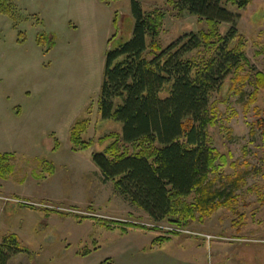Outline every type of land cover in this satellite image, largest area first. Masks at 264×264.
Masks as SVG:
<instances>
[{
	"label": "rangeland",
	"instance_id": "1",
	"mask_svg": "<svg viewBox=\"0 0 264 264\" xmlns=\"http://www.w3.org/2000/svg\"><path fill=\"white\" fill-rule=\"evenodd\" d=\"M136 1L147 14L163 13L164 48L206 30L168 0ZM131 4L0 0V155L15 160L12 174L0 178V245L15 235L23 251L9 264H264V90L250 104L255 72L264 75V0L243 11L228 6L239 16L249 66L211 99L215 125L207 131L225 162L216 161L209 185L225 199L216 210L184 211L198 205L193 193L160 223L119 195L92 159L104 150L101 139L123 131L102 118L98 102L109 40L128 34ZM116 14L123 20L114 24ZM84 120L83 141L96 145L74 153L70 130ZM116 220L159 232L104 226ZM170 233L178 236L154 243Z\"/></svg>",
	"mask_w": 264,
	"mask_h": 264
},
{
	"label": "trees",
	"instance_id": "2",
	"mask_svg": "<svg viewBox=\"0 0 264 264\" xmlns=\"http://www.w3.org/2000/svg\"><path fill=\"white\" fill-rule=\"evenodd\" d=\"M251 2L168 0L181 15L205 23L206 30L191 31L164 48L159 38L163 13L147 14L132 0L128 34L120 31L109 40L99 114L104 120L121 123L123 131L101 139L97 144L105 145L104 150L94 153L92 159L104 180L113 182L119 195L156 223L174 217L178 213L175 208L193 193L201 195L199 203L185 206L184 211L216 210L217 200L225 199L222 193H212L209 185L216 161L225 162V158L211 146L207 129L215 125V117L210 118L213 94L223 89L233 73L249 66L238 29L239 16L231 14L228 6L243 11ZM121 20L122 15L116 14L114 24ZM40 38L41 43L45 36ZM254 76L256 89L250 104L256 101L258 91L264 90V75L256 71ZM88 126V120L72 126L74 153L96 145L83 141ZM14 161L9 154L0 155V178L12 174ZM104 226L126 232H159L133 223ZM176 235H161L154 243L170 242ZM21 252L19 238L11 235L0 245V264H9ZM90 255L88 251L83 256Z\"/></svg>",
	"mask_w": 264,
	"mask_h": 264
},
{
	"label": "built area",
	"instance_id": "3",
	"mask_svg": "<svg viewBox=\"0 0 264 264\" xmlns=\"http://www.w3.org/2000/svg\"><path fill=\"white\" fill-rule=\"evenodd\" d=\"M171 231V230H170ZM173 231H176V230H172L171 232H173Z\"/></svg>",
	"mask_w": 264,
	"mask_h": 264
}]
</instances>
